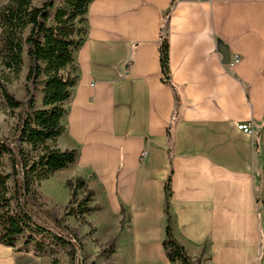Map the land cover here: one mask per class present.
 Returning <instances> with one entry per match:
<instances>
[{
    "label": "crops",
    "instance_id": "obj_1",
    "mask_svg": "<svg viewBox=\"0 0 264 264\" xmlns=\"http://www.w3.org/2000/svg\"><path fill=\"white\" fill-rule=\"evenodd\" d=\"M86 17L56 141L76 159L57 173L93 192L105 263L171 264L170 178L172 233L196 264H264V0H94ZM0 264L49 262L18 242Z\"/></svg>",
    "mask_w": 264,
    "mask_h": 264
},
{
    "label": "trees",
    "instance_id": "obj_2",
    "mask_svg": "<svg viewBox=\"0 0 264 264\" xmlns=\"http://www.w3.org/2000/svg\"><path fill=\"white\" fill-rule=\"evenodd\" d=\"M94 0H1L0 4V109L17 123L11 138L0 139V244L15 248L32 245L34 250L50 249L51 256L65 254L67 264H84L82 248L61 221H41L32 208L38 206L37 187L76 159L75 150H60L57 139L64 132L65 104L77 81L74 52L86 38L87 11ZM162 81H169L168 43L159 48ZM24 68L25 100L8 89ZM37 94L41 95L39 106ZM17 114H15V112ZM71 206L66 215L82 224L97 210L93 192L80 177L65 181ZM84 196L77 201V193ZM170 178L164 184L167 217L162 247L171 264H196L173 236L168 198ZM102 254L113 251V244ZM50 264H64L50 258Z\"/></svg>",
    "mask_w": 264,
    "mask_h": 264
},
{
    "label": "rangeland",
    "instance_id": "obj_3",
    "mask_svg": "<svg viewBox=\"0 0 264 264\" xmlns=\"http://www.w3.org/2000/svg\"><path fill=\"white\" fill-rule=\"evenodd\" d=\"M25 72L26 68H24L22 75L17 81L8 85L9 91L20 101L25 100ZM17 112H19V110H17L15 114H17ZM16 123L17 120L15 117L12 118L7 116L0 109V139L11 138L13 128ZM62 174L63 173H56L49 180L40 183V185L37 187V192L39 195L37 199L38 206L32 208V210L36 212L38 218L41 221H44L48 224H51L53 220L61 221L63 226L68 229L70 234L73 235L76 241L81 245V256L84 264H108L105 262L108 261V257L111 253L102 254L101 250H110L108 249L109 244L104 245V247L100 249L99 243L101 242L99 241L98 243L97 241L92 239L94 231L92 232L90 228L82 224L78 219L74 218L73 216L66 215V212L71 207L68 204L71 193L65 186ZM83 196V192H78L76 200H81ZM89 215H86V217ZM25 248H30V251L32 252L36 251L34 250L31 244H29L28 247H22V249ZM36 252H38V254L44 255L48 259L49 264L50 258L59 256L62 258L63 263L67 264L65 254L62 251L59 254H53L52 256L50 255L51 252L48 248L43 249V251Z\"/></svg>",
    "mask_w": 264,
    "mask_h": 264
},
{
    "label": "built area",
    "instance_id": "obj_4",
    "mask_svg": "<svg viewBox=\"0 0 264 264\" xmlns=\"http://www.w3.org/2000/svg\"><path fill=\"white\" fill-rule=\"evenodd\" d=\"M238 62V58L235 57L233 59V63L232 64H235ZM237 129L246 133V134H251L252 133V123H248V124H240L237 126Z\"/></svg>",
    "mask_w": 264,
    "mask_h": 264
},
{
    "label": "water",
    "instance_id": "obj_5",
    "mask_svg": "<svg viewBox=\"0 0 264 264\" xmlns=\"http://www.w3.org/2000/svg\"><path fill=\"white\" fill-rule=\"evenodd\" d=\"M223 62L224 64L228 63V53L226 51H223Z\"/></svg>",
    "mask_w": 264,
    "mask_h": 264
}]
</instances>
